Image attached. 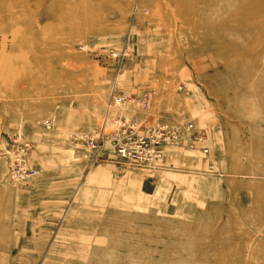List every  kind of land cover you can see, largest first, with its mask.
<instances>
[{"label": "rangeland", "instance_id": "obj_1", "mask_svg": "<svg viewBox=\"0 0 264 264\" xmlns=\"http://www.w3.org/2000/svg\"><path fill=\"white\" fill-rule=\"evenodd\" d=\"M114 83L204 141L90 166ZM0 264H264V0H0Z\"/></svg>", "mask_w": 264, "mask_h": 264}, {"label": "built area", "instance_id": "obj_2", "mask_svg": "<svg viewBox=\"0 0 264 264\" xmlns=\"http://www.w3.org/2000/svg\"><path fill=\"white\" fill-rule=\"evenodd\" d=\"M113 58L119 62L118 71L122 66L125 52L112 53ZM137 100L128 95L122 94L117 89V84L112 85L109 94L108 107L100 127L90 135L83 134L79 137V148L85 153L88 164L96 161L100 150L109 143L116 154L122 159L135 163H151L159 156L161 148L164 144L180 143V130L177 127L168 126H148L145 122L126 117L119 113H115L118 106L124 102ZM115 125H110V122ZM144 123L146 127L144 128ZM190 127H194V122H188ZM197 135H192L188 140L195 142L204 141V133L195 131ZM194 132V133H195ZM203 148V147H202ZM209 149L205 148L204 153H208Z\"/></svg>", "mask_w": 264, "mask_h": 264}, {"label": "bare ground", "instance_id": "obj_3", "mask_svg": "<svg viewBox=\"0 0 264 264\" xmlns=\"http://www.w3.org/2000/svg\"><path fill=\"white\" fill-rule=\"evenodd\" d=\"M131 101H133V100H131ZM120 105H121V104H120ZM120 105L118 106L117 111L120 109ZM117 113H119V112H117ZM119 114H121V113H119ZM121 115H122V114H121ZM110 125H115V124H114V122L112 121V122H110ZM179 130H180V138H183V140H182L180 143L164 144V145L162 146V148H161V152H160L159 156L154 160V162H151V163H141V165L151 166V165L157 163V162L160 160V158H161V156H162V154H163V151H164V149H165L167 146H169V145H178V144L183 143L185 140H187V139H189V138H192L193 133L187 132V131H185L184 129H181V128H179ZM90 134H91V133H90ZM90 134H88V135H90ZM80 136H81V135H80ZM80 136H79V137H80ZM79 137H77V138L75 139V141H76L78 144H79V142H78ZM111 148H112V146H111ZM204 151H205V149H203V152H204ZM82 154H83L84 159H85L87 162H89V161L86 159V157H85V153L83 152ZM204 154H205V153H204ZM137 164H140V163H137Z\"/></svg>", "mask_w": 264, "mask_h": 264}]
</instances>
